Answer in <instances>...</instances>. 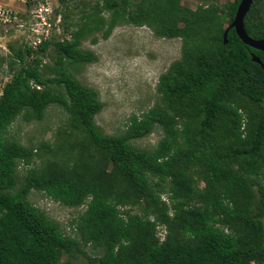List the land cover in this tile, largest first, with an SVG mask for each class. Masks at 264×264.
Here are the masks:
<instances>
[{"label":"trees","instance_id":"obj_1","mask_svg":"<svg viewBox=\"0 0 264 264\" xmlns=\"http://www.w3.org/2000/svg\"><path fill=\"white\" fill-rule=\"evenodd\" d=\"M179 1L84 2L67 26L70 41L9 46L18 68L0 95V264H69L65 255L90 264H264V67L253 60L264 65V52L235 29L224 43L240 0L196 10ZM59 3L70 19L69 0ZM123 24L180 38L182 52L159 79L160 103L133 115L122 134H106L95 119L104 103L71 68L97 61L84 40L102 30L107 39ZM245 28L264 38V0H253ZM49 50L53 64L43 60ZM53 105L89 147L74 164L32 166L37 149L10 138L9 128L20 116L42 121ZM156 128L163 137L154 148L133 144ZM33 190L85 207L78 237L31 203ZM82 242L101 254L89 256Z\"/></svg>","mask_w":264,"mask_h":264},{"label":"rangeland","instance_id":"obj_2","mask_svg":"<svg viewBox=\"0 0 264 264\" xmlns=\"http://www.w3.org/2000/svg\"><path fill=\"white\" fill-rule=\"evenodd\" d=\"M95 1L98 0H69L67 7L71 12V18L65 19V8L61 7L59 0H55L57 12L61 11V19L54 22L56 32L54 30L53 36L70 41L73 24L78 22L83 3ZM232 1L180 0L179 2L196 10L199 6L212 3L224 7ZM0 6L20 11L26 9L21 0H0ZM103 15L108 17L107 13ZM71 24L73 28H67ZM102 33L103 30L89 36L82 45V48L97 55V61L81 65L77 70L75 68L71 70L84 85L97 91L99 99L104 103L103 110L95 118L102 131L106 134H122L133 115L141 116L160 103L157 92L159 79L170 65L181 57L182 40L159 37L147 26L125 24L114 28L107 39L102 37ZM94 37L97 38L96 43L93 42ZM24 41L22 32L6 31L0 26V95L5 84L11 80L14 71L18 68V64L12 63L14 52L9 46L18 49L24 46ZM50 56H54L52 50H49L48 57L43 58L45 63L53 64ZM8 136L37 149V156L32 166L48 159L74 164L84 155V149L89 147L88 142L80 144L81 138H76L68 124L67 113L58 105L49 107L42 121L26 122L20 116L9 128ZM162 137V130L156 128L153 134L132 142L140 148L152 149ZM27 169L28 166L21 164L19 175L26 174ZM201 186H204V183H201ZM30 201L49 218L57 221L66 234L78 237L76 224L85 207L65 206L37 190L32 191ZM133 212L138 213V208H133ZM159 235L163 238L164 231L160 230ZM81 246L91 257L101 254V249L91 243L82 242ZM62 261L69 264H90L82 255L76 257L65 255Z\"/></svg>","mask_w":264,"mask_h":264},{"label":"built area","instance_id":"obj_3","mask_svg":"<svg viewBox=\"0 0 264 264\" xmlns=\"http://www.w3.org/2000/svg\"><path fill=\"white\" fill-rule=\"evenodd\" d=\"M21 1L26 8L24 11L0 6V26L6 31L22 32L23 44L37 49L52 39L54 30L56 32L54 22L61 19L60 13L56 10L55 0Z\"/></svg>","mask_w":264,"mask_h":264},{"label":"water","instance_id":"obj_4","mask_svg":"<svg viewBox=\"0 0 264 264\" xmlns=\"http://www.w3.org/2000/svg\"><path fill=\"white\" fill-rule=\"evenodd\" d=\"M253 0H240V3L237 7L234 19L232 23L227 27L224 33V43H228V33L230 29H235L238 37L243 41L244 44L264 52V38L263 39H255L249 36L245 28V18L250 12L252 7ZM253 60L259 63L262 67H264L262 61L254 56Z\"/></svg>","mask_w":264,"mask_h":264}]
</instances>
